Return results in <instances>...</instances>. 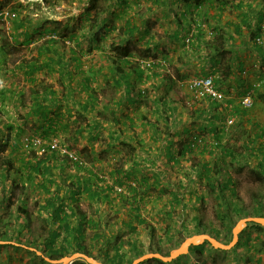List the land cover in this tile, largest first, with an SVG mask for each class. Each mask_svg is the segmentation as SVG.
Returning a JSON list of instances; mask_svg holds the SVG:
<instances>
[{
	"label": "rangeland",
	"instance_id": "1",
	"mask_svg": "<svg viewBox=\"0 0 264 264\" xmlns=\"http://www.w3.org/2000/svg\"><path fill=\"white\" fill-rule=\"evenodd\" d=\"M117 2L120 6L114 5V0H10L4 8L9 14L0 16V94L4 96L0 95L3 98V103L0 102L3 128L0 132V158L11 155L15 168L20 167L23 170L21 175H16L20 183L26 187L24 190H17L16 194L19 199H27V205L33 215L32 227L35 233L49 228L45 221L48 214L43 211L39 215L40 207L47 196L44 188L39 185L45 183L48 188L55 190V184H50L41 176L35 179L29 175L27 166L28 160L33 157V150L38 154L43 152L29 143V140L32 142L35 137H40L46 149H53L52 145L57 143V150L60 153L67 150L79 157L78 163L69 158L67 162L55 163L52 172L58 180L60 176L67 183L85 178L89 182L112 187L109 190V199L101 201L100 207H97L98 204L90 200L86 194L75 203L88 214V217L96 220L102 218V228L107 227L105 229L107 238L118 236L110 247L118 243L122 249L128 250L129 240H137L144 251L142 256L162 254L156 250L161 246L165 251L170 250V255L166 256L170 257L183 247L188 239L203 234L209 235L217 242L215 246L208 239L217 249L206 254L209 257V264H241L244 256L240 259L238 254H245L253 242L259 245L262 243L264 246V231L250 227L241 234L245 227L244 223L243 227L239 228L237 237L233 229L232 238L218 241L209 233L195 234L197 222L194 218L199 216L202 224L223 226L217 216L218 211L222 210L218 206L220 190L216 188L212 190L209 187L204 167L207 164L215 184H224L228 177L233 179L234 183L231 186L238 197L233 193V189H224L228 200L233 204L244 203L247 206L236 215L235 227L245 218L253 217L245 215L244 211H251L255 205L256 195L264 191L256 182L252 170L256 158L251 155L249 148H244L245 139L240 130L241 125L245 126L250 130V135H253L261 125H264V60L255 45L253 29L251 33L244 34L245 37L240 36V40L235 37L230 40L226 36L218 39L219 35L214 32L213 25L209 26V23L205 25L200 20L207 13V6L204 5L195 13L200 21L193 23V13H190L189 21H192L193 28H190L189 32L185 29L181 31V35L174 36L172 32L178 27L179 17L173 18L174 11L170 10L169 6L165 5L163 7L165 11H161L159 19H156L158 8L153 0ZM128 2L129 6L126 5ZM110 3H113L112 10H109ZM232 4V2L225 4L223 10L225 19L229 14L230 16L233 14ZM150 6L153 10L148 12L144 22L150 31L145 35L140 24L147 16ZM214 7V5L208 7V11L214 12L216 9ZM143 14L145 17L142 19ZM131 17L135 18L137 30L130 36L129 43L135 50L148 49L145 53L137 51L136 60L146 67L154 62V70L158 75L148 78L141 84L143 95L146 97L141 98L138 107L125 104L122 108L124 113L137 116L136 128H129L126 133L114 134L110 132V123H100V128L98 130L95 128L97 131L93 129L90 131L98 122V118L95 117L97 113L82 114L79 100H85L86 94L76 84L62 81L59 76L62 70L66 69V64L63 65L62 62H71V53L67 49L78 45L94 46L93 50H100L102 55L111 52L112 44L120 42L121 36L125 37L123 34L125 20L131 21ZM105 18L107 19L104 21ZM161 22L165 25L164 29L159 27ZM199 25L202 27L201 31L197 30ZM191 32H194V37L188 44L185 40ZM95 37L97 42L94 40ZM241 42H244L243 46L240 45ZM211 45L218 46L221 51H215ZM45 46L54 49L52 52L44 50L40 53L38 48ZM50 54L58 58L53 63V69H44L33 75L26 72V63L43 61ZM145 54L148 56H143ZM59 55H64V59H60ZM215 55H219V58L213 62ZM240 63L243 64L241 71ZM229 67L233 69L232 78L220 87L225 97L218 101L217 105H211L209 98L195 97L189 89V81L192 78L209 74L213 75L215 80L223 78ZM260 68L261 71L258 72ZM69 70L73 72L74 68L71 66ZM165 73L170 75V79H163L162 75ZM241 78L245 79L244 83H241ZM106 82L107 79L100 75L94 83V88L101 99L100 107L102 99L118 97L112 84ZM46 83L53 84L61 98L58 102L50 100L48 103L52 109L50 115L54 117V127H48L49 123L33 109L35 106L33 96L38 90L41 91L42 85ZM169 84H172L173 94L169 93ZM250 85L258 90L253 93L252 88L249 89ZM20 88L24 89V94L18 96L16 100L14 91ZM248 94H251L253 105L244 107L242 100ZM176 97L180 100L171 103L170 99L174 100ZM162 98L167 102H162ZM115 104H111L107 115L117 113ZM148 120L157 123L163 132L159 134V141L148 139V133L143 132L144 126L146 127L143 123ZM79 127L82 129L77 132ZM214 128L217 131L213 130ZM8 135L11 136L10 140L7 138ZM132 137L136 138V141H132L134 139ZM235 137L239 138L238 142L232 140ZM170 138L174 139L175 143L169 155L167 142ZM138 139L144 142L138 143ZM14 143H17L19 150L11 154V146ZM185 143L190 147L187 153L182 155ZM225 143L235 146L238 152H242L244 161L249 162L248 165L245 163L243 167L241 161L231 163L229 158L217 160L215 154H221V146ZM119 170L122 176L119 178L123 179V185L116 182ZM130 171H133V174L126 179L128 175L124 173ZM12 175L14 176V173L8 177L6 183L0 182V201L5 192L3 187L7 185V188L11 189ZM143 177L149 178L148 185L151 184V187L149 189L143 187L144 196L135 202L131 189L141 188L140 180ZM177 190L183 194L180 204L174 203L172 199V193ZM201 196L206 197L205 200H200ZM135 206L140 207L138 215L145 219V223H139L134 219ZM3 211L0 210L1 213ZM72 220L76 221L74 217ZM129 221L136 225L133 234L127 231L126 223ZM205 229L209 230L210 227ZM93 232L87 230L86 243L88 246L96 243L99 247L102 246L101 239H91ZM168 234L172 236L170 241H167ZM240 234L253 241L248 248L242 246L239 251L229 252L239 242ZM178 240L184 241L180 244L177 243ZM99 247L94 249L96 256L99 255ZM79 253L81 252L51 260L36 245L19 242L15 236L9 239L0 237V264H43L42 258L50 262L63 263L64 259H71ZM131 258L132 254H129L128 260ZM91 259L104 264L103 260L93 257Z\"/></svg>",
	"mask_w": 264,
	"mask_h": 264
},
{
	"label": "trees",
	"instance_id": "2",
	"mask_svg": "<svg viewBox=\"0 0 264 264\" xmlns=\"http://www.w3.org/2000/svg\"><path fill=\"white\" fill-rule=\"evenodd\" d=\"M9 1L10 0H0V12L4 10ZM238 8L243 9V5L240 4ZM247 15L248 11L244 13V24L247 21ZM131 29H128V37H126L125 33L123 32L125 37L121 36L120 42L112 44L111 52H106L102 55V57H104L107 62H110L113 65V67H111V73L115 76V79L113 81V88L115 89V93L120 92L121 96L123 97V100L118 103L119 107L121 106L123 101H126L128 104H131L141 98L143 99L144 97H146L143 95L141 83L143 84L146 79H151L154 76L158 75L157 72L154 70V62L151 63L148 68H145L141 62L136 60L137 51L139 53H145L146 51H148V49L141 50V48H137L135 50L131 47V43H129V38L134 32L133 29ZM219 38L225 37L219 36L218 39ZM231 38L233 37H230V40ZM253 38L255 39V45L257 49L260 51V53H262L260 56L264 60V51L262 50L264 49V36H262V31L259 29L258 32H255ZM94 40L96 42L98 41L96 37L94 38ZM259 40H261V43L259 42ZM211 47L215 48V51H221L218 46L211 45ZM146 55L147 54L143 56ZM217 58H219V55H215V57L213 58V62H216L215 60ZM29 66V70L31 73L38 71L42 67L36 65L35 63L29 64ZM230 67L228 68V70H226L223 78H218L215 80L216 85L220 90V87L227 83L226 81H228L230 78H232L233 69H231ZM239 69L240 71L243 70L242 63H240ZM116 75L118 77H116ZM162 76L163 79H170L169 74L165 73ZM240 80L241 83H244L245 79L242 80L241 78ZM243 85L244 84H242V86ZM85 87L89 88V83H86ZM171 88L172 84H169V93L173 94ZM250 88H252L251 90H253V93L258 90L257 88H254V86L251 85L249 86V89ZM247 93H249V91ZM90 97L91 99L95 97V94L92 92V90L90 93ZM209 99L211 101V105L215 106L218 104V101L211 98ZM179 100L180 98L176 97L174 100L170 99V102L174 103ZM162 102L166 103L167 101L165 98H162ZM85 105V110H88L92 107V104ZM34 112L39 113L41 118L49 123L48 127H53L54 118L50 115L52 113V109L49 105H46L44 102H38V100H36ZM102 113L105 114V117H108L105 112H99V114ZM1 117L2 112L0 108V132L3 131V128L1 126ZM103 119L108 120V118ZM212 121L214 123V120ZM81 129L82 128H80L79 131H81ZM213 130L217 131V129L215 128ZM240 130L243 133L245 139L243 145L244 148H249V150L251 151V155H254V157L256 158L254 166L252 167L256 182H258L264 189V125H261L260 129H258L253 135H250V130H247L245 126L241 125ZM7 138L8 140H10L11 136L8 135ZM94 139H96V137H94ZM238 139V137H235L232 140L234 142H238ZM167 143V153L170 155L175 141L170 138ZM250 144L251 147H249ZM11 147V154H14L16 150H19L17 143L12 144ZM188 147H190V145L188 143H185L181 151L182 155L187 153ZM68 158L71 161H74L75 163H78L79 161L75 160L68 153H60L59 150L53 148L51 150L46 149V151L42 152V154H38L36 150H33V157L30 158L27 162V166L29 167V175L33 176L35 179L41 176L45 181H48L50 184H55L56 187L55 190H51L46 186L45 183H41L39 185L40 187L44 188L47 194L44 200V204H42L40 207L39 215H41L43 211L48 214V217L45 218V221L49 228H45L44 231L38 233H35L32 227L33 215L27 205V199H19L18 195L16 194L17 190H24L26 187L24 184L20 183V179L16 175H21V173H23V170L20 167L15 168L11 155L6 158H0V182L6 183L8 177L14 173V176L12 175V184L10 186L11 189L7 188V185L3 187V190L5 192L3 194L4 196L2 200L0 201V210L3 209L4 211L3 213L0 212V237L4 239H9L15 236L16 238H18L19 242H25V244L29 245H36L42 251H44L51 260H58L67 255H72L74 253L81 252L86 253L87 255L95 259L97 258L103 260L104 264H131L134 259L144 254V251L140 248L139 242L137 240H129L128 250H126L125 248L122 249L118 243L110 247L112 241L118 236H110L109 238H107V232L105 230L107 227L102 228V218L96 220L95 218L88 217V214L81 210L78 204H75L83 194H86L90 198V200L98 204L97 207H100L99 204L101 201H106L109 199V190H111L112 187L109 188V186H102L99 183H92L85 178H78L72 182L67 183L65 182L66 180L62 178V176H60V180H58L56 175L53 176L52 172L53 168L55 167V163L67 162L69 160ZM215 158L219 161L229 158V161L231 163L241 161L243 167L244 165H248L249 163L244 161L242 152H238V149L235 146H229L228 143H225L221 146V154H215ZM204 167L206 169V177L209 180V187L212 190H215V188L220 190V195L218 196L220 198V202L218 206L219 209L222 210L218 211L217 216L222 221L223 226L215 227L212 224H202V220L199 218V216H196L194 218V220L197 222L195 227V234L205 232L214 236L218 241H225L226 239H230L233 237V229L235 228V225L237 223L236 215L239 212L243 211V209H246L247 206H245L244 203L242 205L233 204L226 197L224 189H233V193L235 194L234 188L231 186V184L234 183L231 177H228L227 181L224 184H215V182L212 180L213 175L211 174L210 167L208 166V164ZM132 172L133 171L124 173L125 175H128L126 179L131 177L130 175L133 174ZM120 174L121 172L119 170L116 182L119 183V185H123V179L119 178L122 177L120 176ZM148 184L149 178L144 179L143 177L142 180H140L141 188L135 187L131 189V192H133L135 197V202L140 201V199L138 200V198H142L144 196V194L142 195V193H145L143 192V187H145L146 189H149L151 187V184ZM60 190H62V192H60ZM235 195L237 196V194ZM205 198L206 197L201 196L200 200H205ZM172 199L174 203L180 204L183 200V194L177 190L172 193ZM254 203L255 205L253 206L251 211L245 210L244 214L248 216L264 218V191L256 195ZM135 209L136 214L134 215V219L139 221V223H145V219L140 218V216L138 215L140 207L135 206ZM169 213L170 212H168V214ZM73 217L74 219H76L75 222H73L72 220ZM126 226L127 231H131V234H133L132 231L135 230L136 225L132 221H129L128 223H126ZM207 227H210V229H205ZM250 227L264 231V225L262 223L256 221H247L245 222V227L243 228L241 234L244 232L245 229L247 230V228ZM153 229L154 228L152 227V230ZM87 230L94 231L91 239H101L103 241V245L99 247L96 243L91 246H88L85 240ZM14 231H16L15 234ZM170 240H172V236L168 234L167 241ZM183 241L184 240H178L177 243L182 244ZM251 241L253 240H250V238H245L241 235L239 242L232 249H230L229 252L239 251L242 246H247L248 248V245H250ZM123 245L124 244H122V247ZM13 247L16 248L17 246ZM97 247H99V255L96 256L94 254V249ZM111 249H113L114 252H112ZM156 250L165 256H169L171 253L170 250L165 251L161 246L158 247ZM216 250L217 249L212 246V243H210L208 239H203L198 243L191 244L187 253L179 255L171 261H165L160 257H153L145 259L139 264H209V257L206 256V254ZM129 254H132V258L130 260H128ZM238 255L240 256V259L241 256H244L245 258H243L241 264H262L261 261L264 259V246L262 243L261 245H259L256 242H253L245 254ZM42 262L43 264L54 263L47 261L44 258H42ZM72 264L90 263L81 259H77Z\"/></svg>",
	"mask_w": 264,
	"mask_h": 264
},
{
	"label": "crops",
	"instance_id": "3",
	"mask_svg": "<svg viewBox=\"0 0 264 264\" xmlns=\"http://www.w3.org/2000/svg\"><path fill=\"white\" fill-rule=\"evenodd\" d=\"M153 2L156 3L157 6V13H156V19H159L161 11H165L163 8L165 5H167L170 10H173L174 12L172 13L173 18L179 17V22H178V27L175 28L174 32H172V35L177 36L181 35L183 30H190V28H193L192 24L196 23V21H203L204 24L209 23V26L213 25V30L214 32L219 35L224 37H235L236 39L239 38L240 36H244L247 32L251 33L253 29V34L255 35V32H258L259 29L262 31V36H264V0H220V1H213V0H153ZM228 2H232V10L233 14L227 19H225V13L223 10L225 9V4H228ZM113 4V3H112ZM110 3V8L109 10H112ZM243 5V9H239V5ZM114 5L120 6L119 2L117 0H114ZM129 6V2L126 4ZM207 6L206 9V14H208L209 17H201V19L196 18V12L198 11V8L201 6ZM215 6L214 8L215 11L210 13L208 11V7ZM140 10V9H139ZM152 7L148 8L147 10V16L142 15V19L145 17V19L141 20L140 27L142 28L141 31L146 35L150 31L148 26L144 24L145 20L148 17V12H152ZM248 11L247 15V21L244 24V13ZM139 12V11H136ZM178 13H181L178 14ZM193 13V23L191 24L192 21H189V14ZM178 15V16H177ZM231 17V18H230ZM108 18V17H107ZM105 18L104 21L107 19ZM117 18V17H116ZM129 18V17H128ZM132 22L129 21V19L125 20V28H124V33L125 36L128 35V29H133V34L137 30V27L135 26V18L131 17L130 18ZM174 20V19H173ZM190 22V23H189ZM200 23V22H198ZM197 23V24H198ZM215 25V26H214ZM197 26V25H196ZM159 27H162V29L165 28L164 23L161 22V25ZM131 29V30H132ZM197 30L201 31L202 27L199 25ZM189 32V31H188ZM132 34V35H133ZM152 34V33H150ZM154 35V34H152ZM245 37V36H244ZM240 40V38H239ZM261 43V40H259ZM240 45H244V42H241ZM94 46H88V45H78L75 47H70L67 49L71 53L70 60L71 62L66 63L62 62L63 65L66 64V69L62 70L60 74V78H62L63 82L69 83V84H76L81 91L86 94V99L85 100H79V105L82 108V114L85 112H92V113H97L95 117L98 118V122H96L90 129V131L93 129L94 131H97L100 128V123H110V132L111 133H116V132H125L129 128H136V122L135 120L137 119V116H131L130 114L124 113V110L122 108L124 107L125 104H128L126 101H123L121 106L119 107L118 103L123 100V97L121 96V93H115L118 94V97L114 99L115 97L111 98L110 100L104 98L102 99V106L100 107V102L101 99L99 98L97 94L96 88H94V83L99 76H103L104 78L107 79L108 84H112L113 87V81L115 79V76L111 73V67L113 65L110 62H107L104 57H102V52L100 50H93ZM132 47V46H131ZM133 48V47H132ZM54 48L52 47H39L38 51L40 53H43L44 50L48 52H52ZM264 51V49H262ZM92 52V53H91ZM60 59H64V55L58 56ZM87 57V58H86ZM58 58L54 56V54H50L49 56L45 57L43 61L36 60V61H31L26 63L27 65L26 72L30 75H33L34 73L36 74L37 72L44 70V69H50L53 66V63L57 60ZM136 59H138L136 57ZM36 64L38 66H42L41 69L38 71L31 73L30 72V66L29 64ZM86 64V65H85ZM73 67L74 71L72 72L69 70V67ZM90 66V67H89ZM144 66V65H143ZM89 67V68H88ZM145 68H148L144 66ZM53 69V68H52ZM93 71V72H92ZM258 72L261 71V68L257 70ZM116 77H118L116 75ZM147 80V79H146ZM243 80V79H242ZM86 83H89V88L85 87ZM142 84V83H141ZM140 86V85H139ZM92 92L95 94V97L91 99L90 93ZM59 92L56 91V88L53 84L46 83L45 85H42L41 91L38 90L33 96V100L36 102H44L46 105H49V101L51 100L52 102H58L60 101V95L58 94ZM24 94V89L20 88L19 90L14 91V98L17 100L18 96H21ZM2 96V94H0ZM0 96V102L3 103V98L4 96ZM134 96V94H133ZM132 96V97H133ZM83 97V96H82ZM116 103V109H118L117 113H115L112 116L105 117V114H99V112H105L107 114V110L111 108V104ZM141 103V99L137 100L136 102H133L131 104H128L130 106H137ZM85 104H92V107L89 108L88 110H85ZM51 107V106H50ZM35 109V106L34 108ZM136 115V114H135ZM40 116V115H39ZM54 118V117H53ZM103 118H108V120L103 119ZM54 122V121H53ZM48 123V122H47ZM146 125L144 126V131L147 132V137L150 140H156L159 141V134L163 133L160 128L158 127L157 123H154L150 120H148L146 123H143ZM114 125V126H112ZM54 127V124H53ZM81 127L77 128V132H79ZM97 130H96V129ZM150 133V136H149ZM134 138V137H132ZM145 141H148L144 139ZM174 140V139H173ZM132 141H136V138L132 139ZM137 142L143 143L144 141L141 139H138ZM262 264L264 262L261 261ZM251 264V263H249Z\"/></svg>",
	"mask_w": 264,
	"mask_h": 264
},
{
	"label": "built area",
	"instance_id": "4",
	"mask_svg": "<svg viewBox=\"0 0 264 264\" xmlns=\"http://www.w3.org/2000/svg\"><path fill=\"white\" fill-rule=\"evenodd\" d=\"M8 14H9L8 10H4L0 12V16L3 15L7 16ZM193 37H194V32H191L185 40L186 43L189 44L193 39ZM189 89L194 93L195 97L197 98H211L216 101H221L225 97L224 93L220 89H218L215 82V77L211 74L196 76L192 78L189 81ZM242 104L244 105V107H250L253 105L251 94H248L243 98ZM29 143H32L34 146L40 148L43 152L46 151V148L43 146V140L40 137H35L32 142H30L29 140ZM52 148L57 149V143L53 144ZM63 153L65 154L68 153L75 160H79L78 156L72 154L67 150H64ZM53 264H64V263L54 262Z\"/></svg>",
	"mask_w": 264,
	"mask_h": 264
},
{
	"label": "water",
	"instance_id": "5",
	"mask_svg": "<svg viewBox=\"0 0 264 264\" xmlns=\"http://www.w3.org/2000/svg\"><path fill=\"white\" fill-rule=\"evenodd\" d=\"M246 221H256V222L264 224V218H261V217L245 218L239 224H237V226L234 228L235 237H237V235H238L239 228L240 227L242 228ZM203 239H209V240H211L213 245L217 246V242L214 239H212L209 235H203V234L202 235H197V236H194V237L188 239V241L184 244V246L181 247L176 252H174L170 257H166V256H164L162 254L145 255V256H142V257L136 259L133 264H138L139 262H141V261H143L145 259H148V258H152V257H160V258H162L165 261H171L172 259L176 258L177 256H179L181 254H184V253H187L189 251V247H190L191 244L198 243V242H200ZM77 259H84L86 261H89V262H92V263H95V264H100L98 262L93 261L91 259V257H89L87 254H84V253H79L78 255H76L75 257H73L71 259L70 258H66L64 260H66L67 264H71Z\"/></svg>",
	"mask_w": 264,
	"mask_h": 264
},
{
	"label": "bare ground",
	"instance_id": "6",
	"mask_svg": "<svg viewBox=\"0 0 264 264\" xmlns=\"http://www.w3.org/2000/svg\"><path fill=\"white\" fill-rule=\"evenodd\" d=\"M67 261H68V260H67ZM63 263L67 264L66 260H64Z\"/></svg>",
	"mask_w": 264,
	"mask_h": 264
}]
</instances>
